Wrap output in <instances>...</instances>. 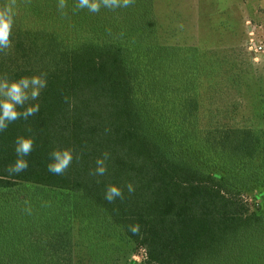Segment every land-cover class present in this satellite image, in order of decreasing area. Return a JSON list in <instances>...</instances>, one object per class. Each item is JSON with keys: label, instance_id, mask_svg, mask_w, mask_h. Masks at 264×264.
I'll return each instance as SVG.
<instances>
[{"label": "trees", "instance_id": "16d2710c", "mask_svg": "<svg viewBox=\"0 0 264 264\" xmlns=\"http://www.w3.org/2000/svg\"><path fill=\"white\" fill-rule=\"evenodd\" d=\"M57 2L31 3L41 27L22 22L19 2L12 47L0 52V77L47 79L39 111L0 131V264H73L79 215L121 228L146 264H264V216L245 198L264 188V131L201 126L193 50L139 39L154 26L150 0L96 13ZM18 136L33 140L29 167L9 174ZM54 149L73 153L59 175L47 170ZM110 185L122 191L111 202Z\"/></svg>", "mask_w": 264, "mask_h": 264}, {"label": "rangeland", "instance_id": "374dc122", "mask_svg": "<svg viewBox=\"0 0 264 264\" xmlns=\"http://www.w3.org/2000/svg\"><path fill=\"white\" fill-rule=\"evenodd\" d=\"M22 1L27 12L22 22L43 26L29 11L35 0L15 1L17 18ZM149 5L154 26L139 39L193 50L201 126L213 120L264 131V0H150ZM187 58L182 53L177 59ZM233 100L238 105L226 114ZM245 198L251 211L264 216L263 187L253 186ZM72 239L73 264H146L143 250L106 219L79 215L72 221ZM238 264L250 263L241 256Z\"/></svg>", "mask_w": 264, "mask_h": 264}, {"label": "clouds", "instance_id": "9594fccd", "mask_svg": "<svg viewBox=\"0 0 264 264\" xmlns=\"http://www.w3.org/2000/svg\"><path fill=\"white\" fill-rule=\"evenodd\" d=\"M133 0H77L76 8L87 9L89 12H99L101 7L115 9L128 7ZM15 0L5 2L0 6V52L9 50L12 47V30L15 24L16 11ZM66 0H58L57 7L63 10ZM47 86L46 73H34L32 75L20 76L17 79H7L0 77V131L6 129L9 124L18 118L27 119L39 111L40 105L37 102L41 91ZM33 148L31 137L18 136L15 139V152L17 158L15 162L8 166L9 174L20 173L29 167L28 160L25 159ZM107 156V154H105ZM50 160L47 170L53 174H61L73 160V153L70 149H54L50 153ZM96 174L103 175L106 171L104 161L97 159ZM128 190L133 191L131 184ZM122 191L116 185H110L105 191V199L111 202L116 197H121ZM131 232L139 230L138 225L130 228Z\"/></svg>", "mask_w": 264, "mask_h": 264}, {"label": "built area", "instance_id": "2783aa9c", "mask_svg": "<svg viewBox=\"0 0 264 264\" xmlns=\"http://www.w3.org/2000/svg\"><path fill=\"white\" fill-rule=\"evenodd\" d=\"M260 49H261V47H260V46L256 47V50H260Z\"/></svg>", "mask_w": 264, "mask_h": 264}, {"label": "crops", "instance_id": "0c3cea01", "mask_svg": "<svg viewBox=\"0 0 264 264\" xmlns=\"http://www.w3.org/2000/svg\"><path fill=\"white\" fill-rule=\"evenodd\" d=\"M247 1V0H246Z\"/></svg>", "mask_w": 264, "mask_h": 264}]
</instances>
